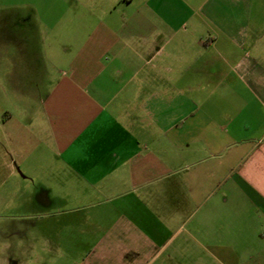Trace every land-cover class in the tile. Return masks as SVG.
<instances>
[{
    "label": "crops",
    "instance_id": "crops-1",
    "mask_svg": "<svg viewBox=\"0 0 264 264\" xmlns=\"http://www.w3.org/2000/svg\"><path fill=\"white\" fill-rule=\"evenodd\" d=\"M59 2L68 35L8 12L17 37L0 38L36 92L20 114L56 185L37 199L82 250L60 254L55 218L48 249L63 264H264V0Z\"/></svg>",
    "mask_w": 264,
    "mask_h": 264
},
{
    "label": "rangeland",
    "instance_id": "rangeland-1",
    "mask_svg": "<svg viewBox=\"0 0 264 264\" xmlns=\"http://www.w3.org/2000/svg\"><path fill=\"white\" fill-rule=\"evenodd\" d=\"M56 1L60 0H0V38L6 33L11 38L17 37L15 24H5L2 18L8 12L33 13L36 35H68V26L58 22L62 21L59 16L63 13V4L51 6ZM222 10L216 13L214 20L215 30L220 33L224 30ZM15 50L13 41L0 42V264H52V261L63 264V253L66 257L70 252L71 258L78 260L82 249L79 245L71 248L64 240L62 212L53 213L41 205L45 201L37 199L38 194L42 196V190L54 189L56 185L47 172L39 176L34 164L40 159L39 163L44 165L41 160L44 156L31 135L29 120L21 117L20 108L29 107V114L36 113V92L32 93L29 77L20 71ZM23 125L28 127L23 128ZM54 218L60 227L61 255L53 254L47 245L52 237L48 226Z\"/></svg>",
    "mask_w": 264,
    "mask_h": 264
}]
</instances>
